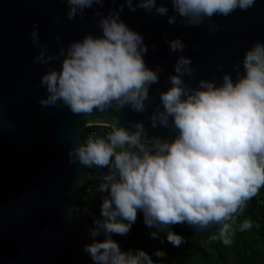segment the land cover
Returning a JSON list of instances; mask_svg holds the SVG:
<instances>
[{
  "label": "clouds",
  "instance_id": "obj_1",
  "mask_svg": "<svg viewBox=\"0 0 264 264\" xmlns=\"http://www.w3.org/2000/svg\"><path fill=\"white\" fill-rule=\"evenodd\" d=\"M105 0H66L69 20L84 19L85 9L103 5ZM115 2V0H113ZM172 12L157 0H124L118 9L106 14L96 10L95 23L100 35L86 34L82 40L59 50L58 56H46L47 46L40 44L38 24L29 35L35 48H41L34 63L50 64L40 79L46 97L41 106H64L75 115L91 116L94 111H147L152 103L149 92L160 83L159 65L148 67V46L143 35L121 19L125 6L138 8L167 18V23L199 27L209 34L221 26L214 16L228 17L237 9L246 11L256 0H170ZM179 17V21L177 19ZM59 23V21H56ZM207 22V23H206ZM165 39L170 53H180L168 77L166 90L156 89L159 104L149 117L152 129L168 130L166 136L151 135L142 121L132 128L111 117V129L103 137L90 133L86 140L69 149V163L81 168L108 169L99 191L106 195L100 205V218L89 229L90 242L83 251L93 264H163L165 251L157 249L152 259L143 249L122 250L113 236H126L142 213L146 227L155 229L173 247L185 241L172 231L184 225L207 231L215 225L225 245L231 244L233 218L246 202L264 187V42L256 41L233 72L224 73L222 81L200 79L193 87L185 81L196 79L191 57L183 55L185 44L179 38ZM59 40V37H57ZM198 50V45L196 46ZM60 57H63L60 60ZM223 72L224 65L217 66ZM91 121V120H90ZM134 129V130H133ZM82 181H80L81 183ZM250 220L240 225L245 231ZM103 232V238L97 239Z\"/></svg>",
  "mask_w": 264,
  "mask_h": 264
},
{
  "label": "water",
  "instance_id": "obj_2",
  "mask_svg": "<svg viewBox=\"0 0 264 264\" xmlns=\"http://www.w3.org/2000/svg\"><path fill=\"white\" fill-rule=\"evenodd\" d=\"M123 2L105 0L102 6L85 9L83 20L79 16L69 20L66 0H0V264H93L83 251L89 240L80 225L79 206L91 169L69 163L68 152L84 140L85 128L108 127L112 116L130 129L142 121L149 138L168 134L164 128L152 129L149 121L159 104L156 89L164 91L170 86L167 80L180 55L170 53L165 36L184 42L183 55L191 57L196 69L195 80L184 79L193 87L200 79L221 82L224 73L233 72L234 62L242 63L254 42H264V0L228 17L214 16L212 21L221 30L212 34L206 25L169 24L154 10L132 12L125 6L121 19L143 35L148 46L146 64L163 69L160 83L151 86L152 103L146 102L147 111L136 113L125 106L119 112L108 109L84 116L64 106H41L38 101L47 95L40 86L41 76L49 68H59L60 62L34 63L42 49L33 47L29 35L33 25L38 24L46 56H58L60 48L66 50L70 42L86 34H101L95 23L96 10L106 14ZM160 3L174 15L170 0H157ZM220 64L223 72L217 69Z\"/></svg>",
  "mask_w": 264,
  "mask_h": 264
},
{
  "label": "trees",
  "instance_id": "obj_3",
  "mask_svg": "<svg viewBox=\"0 0 264 264\" xmlns=\"http://www.w3.org/2000/svg\"><path fill=\"white\" fill-rule=\"evenodd\" d=\"M85 132L84 130V136ZM107 171L108 169H103V177ZM103 177L94 185L93 193L96 199L95 205H89L92 209L90 216L84 215L85 207L79 203L80 225L89 242V229L94 227L93 220L100 218V205L106 195L99 191V185L104 182ZM245 220H250L252 227L241 231L240 225ZM154 230L145 226L143 215L139 213L131 231L115 240L119 242L122 250L143 249L153 260L157 259L155 251L162 249L166 253L163 264H264V187L254 198L247 201L243 210L233 218L229 245L223 243L219 235L220 228L215 225L203 232L196 231L187 224L173 226L171 230L184 237L185 242L179 247H173L166 239L161 244L160 239L166 235L164 232L159 233V239H152L150 233ZM102 238L101 232L97 239Z\"/></svg>",
  "mask_w": 264,
  "mask_h": 264
},
{
  "label": "built area",
  "instance_id": "obj_4",
  "mask_svg": "<svg viewBox=\"0 0 264 264\" xmlns=\"http://www.w3.org/2000/svg\"><path fill=\"white\" fill-rule=\"evenodd\" d=\"M85 131H86L85 132V136L83 135V139L84 140H86L87 136L90 133H95L98 137H103L108 132H110L111 129L109 127H102V126H89V127L85 128ZM102 171H103V169L96 168V167H95V175H92V171H91L89 182L85 186V188L83 190V193L81 195V198L79 200V203L81 202V204L85 208L88 207L91 204L92 194H93V191H94V185H95V183L97 181L102 179V177H103L102 176Z\"/></svg>",
  "mask_w": 264,
  "mask_h": 264
},
{
  "label": "rangeland",
  "instance_id": "obj_5",
  "mask_svg": "<svg viewBox=\"0 0 264 264\" xmlns=\"http://www.w3.org/2000/svg\"><path fill=\"white\" fill-rule=\"evenodd\" d=\"M91 171H92V175H95V167H93L92 169H91ZM95 199H96V195H95V193H93L92 194V203L91 204H94L95 203ZM95 205V204H94ZM92 209H91V206H88V207H86L85 209H84V215L86 216V217H88V216H90L91 215V213H92V211H91ZM102 234H103V232H102ZM120 236H113V239H118Z\"/></svg>",
  "mask_w": 264,
  "mask_h": 264
}]
</instances>
